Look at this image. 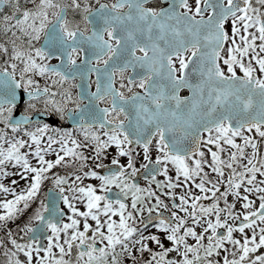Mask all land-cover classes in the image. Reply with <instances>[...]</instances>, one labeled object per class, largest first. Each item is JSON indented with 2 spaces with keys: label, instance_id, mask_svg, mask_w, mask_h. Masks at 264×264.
Segmentation results:
<instances>
[{
  "label": "snow or ice",
  "instance_id": "6c2138e0",
  "mask_svg": "<svg viewBox=\"0 0 264 264\" xmlns=\"http://www.w3.org/2000/svg\"><path fill=\"white\" fill-rule=\"evenodd\" d=\"M0 264H264V0H0Z\"/></svg>",
  "mask_w": 264,
  "mask_h": 264
}]
</instances>
